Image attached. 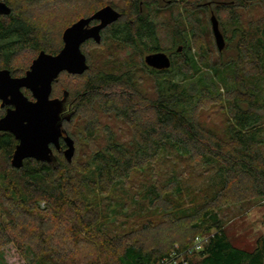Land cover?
Returning a JSON list of instances; mask_svg holds the SVG:
<instances>
[{"label": "trees", "instance_id": "16d2710c", "mask_svg": "<svg viewBox=\"0 0 264 264\" xmlns=\"http://www.w3.org/2000/svg\"><path fill=\"white\" fill-rule=\"evenodd\" d=\"M2 1L11 10L0 15V67L31 52L25 69L41 50L58 53L63 30L80 17L117 8L112 1L60 0L91 7L59 17L62 24L55 19L60 9L43 23L34 7L59 0ZM139 1L101 29L99 42L81 44L88 64L82 74L62 71L52 81L50 95L61 99L66 92L71 101L61 124L73 140L71 159L54 149L51 161L30 157L16 168L12 146L0 152V248L12 242L29 255L27 264H159L172 256L174 264H264V231L251 250L236 247L220 214L264 199V0H183L176 12L182 0ZM248 7L260 13L245 22L241 11ZM212 13L226 41L221 50ZM158 15H168L181 46L163 69L144 62L145 54L167 50L159 45ZM92 46L104 47L111 61L95 65ZM124 48L129 52L116 65L114 51ZM62 78L77 84L54 89ZM207 105L219 110L220 128L202 113ZM80 143L90 151L81 152ZM168 150L201 165L204 183L186 180L173 163L162 171ZM131 190L128 200L121 198ZM117 215L125 221L119 224ZM197 236L207 239L189 249Z\"/></svg>", "mask_w": 264, "mask_h": 264}, {"label": "water", "instance_id": "95a60500", "mask_svg": "<svg viewBox=\"0 0 264 264\" xmlns=\"http://www.w3.org/2000/svg\"><path fill=\"white\" fill-rule=\"evenodd\" d=\"M10 10L9 5L0 0V15L9 14ZM117 17L118 12L106 5L90 16L80 17L67 26L62 32L63 46L59 52L50 54L41 50L23 76L11 78L8 70H0V98L10 94L11 99L8 101L14 104V108L8 109L0 119V129L10 131L18 140L11 157L13 167H20L23 160L30 157L51 161L52 150L49 144L59 146V136L64 132L61 130L62 120L69 119L71 114H63L66 92L61 99L49 98L52 81L61 71L82 74L88 64L85 54L81 51V44L88 39L99 42L101 29ZM92 20L98 22L90 24ZM210 22L215 43L221 50L225 41L213 13ZM176 49L179 51L181 46ZM144 62L158 69L168 68L171 64L170 57L163 51L145 54ZM20 87L29 88L35 100H29L20 91ZM63 138L67 146L64 155L70 160L74 153L73 140L67 135Z\"/></svg>", "mask_w": 264, "mask_h": 264}, {"label": "rangeland", "instance_id": "374dc122", "mask_svg": "<svg viewBox=\"0 0 264 264\" xmlns=\"http://www.w3.org/2000/svg\"><path fill=\"white\" fill-rule=\"evenodd\" d=\"M103 1H112L114 5L117 7L118 4H123L124 1L122 0H103ZM189 2L191 1H196L198 3H201L202 0H188ZM167 4L166 1H161L158 6H163ZM180 6H183V0L181 3H178V6L176 4L173 5V8L175 9V12L177 11ZM212 6V3L210 4ZM91 6H89L88 3H80L78 1H49L44 4L38 5L34 7L33 11L36 15V17L39 18L40 22L43 23H48L49 19L45 18H50L52 14L58 12L60 9V16L55 15V19H57V22H60L61 24L63 23V20H59V17L65 18V16L68 15L69 18H74L81 13L87 11ZM210 10H213V8H210ZM66 11L68 12L66 14ZM260 9L257 8H246L243 11H241L242 18L245 22H247L249 19H252L256 16H259ZM66 14V15H65ZM68 18V19H69ZM67 20V19H66ZM158 24L159 23H164L163 27L158 25V36H159V45L167 49L166 52L174 51L179 44V42H174V37L171 33L170 30V21L168 15H158L154 19ZM57 26V29L60 28L59 23H54ZM49 25V24H47ZM48 27H51L49 25ZM226 42V41H225ZM225 45V44H224ZM169 49V50H168ZM90 51L92 55L95 57L94 64L99 66L103 61L105 62H110V59H106L107 53L104 47H94L92 46L90 48ZM129 48H124V49H117L114 51V56H113V62L116 63V65L120 64V62L125 60V56L128 54ZM110 53V52H109ZM31 52H21L19 53L15 59L12 61L10 64L11 68H14L15 71L21 72L23 69H25L26 62L28 58L31 56ZM224 54L227 56L229 55V50H225ZM23 68V69H22ZM77 84L76 80L73 79H60V82L58 84H55V88H60L62 86L69 87L71 89L74 88V86ZM148 83H142L143 88L146 89L148 88ZM149 91V90H148ZM60 107V105L58 104ZM57 107V106H55ZM70 104L68 101H65L63 104V114L65 113H70ZM204 116H207L209 124H211L214 127H221L222 126V120L220 118V112L219 110L214 106V105H207L203 109ZM101 122L103 124H110L114 131L119 134H127V131L123 126H119V123L116 121L114 122L113 120L108 119V117H103L101 116ZM125 136V135H123ZM97 141H101L98 139ZM102 142V141H101ZM80 150L81 152L85 151H90V146H85L84 150V145L80 143ZM262 151L264 154V146L262 147ZM167 157H169L166 162L167 165H164V169H169L171 166L170 163L175 164L177 167L178 171H181L182 174L184 175L183 177H186V180L189 179L192 183H195V181L202 182L204 183V178L207 177L206 173H203L201 165L196 163V161L187 159V158H176V154L173 152H169V150L166 152ZM1 155H0V162H1ZM216 177H211V179H215ZM206 180V179H205ZM132 194L131 191H127V195H122V199L128 200V197ZM115 196H121V193L118 192ZM107 201L104 200V206L106 207ZM43 203H41V206ZM125 211L122 209V212ZM220 214L225 215L226 217V233L233 243L234 246L246 249V250H251L254 245H255V239L264 231V199H260L256 202L251 203L249 206H245L244 210L242 212H239L237 209H235L233 206L228 207L227 209L220 211ZM117 220L118 223L120 224L125 221V218L122 216L117 215ZM201 237V236H200ZM207 236H202L201 239L202 241L199 242L204 243L205 239ZM196 242V241H195ZM193 242L191 246L195 244ZM79 253H82V256H85L83 254L86 253L88 254V251L82 249L79 251ZM91 255V254H89ZM93 255V254H92ZM29 255H24L16 248V246L10 242L8 244L3 245L0 248V264H3L4 262L6 264H27L28 262V257ZM87 260H92L91 257ZM84 263V262H83ZM169 264H174V263H169Z\"/></svg>", "mask_w": 264, "mask_h": 264}, {"label": "flooded vegetation", "instance_id": "af4514ba", "mask_svg": "<svg viewBox=\"0 0 264 264\" xmlns=\"http://www.w3.org/2000/svg\"><path fill=\"white\" fill-rule=\"evenodd\" d=\"M124 1L123 4H118L117 8H115V10L118 12V16H121V14L123 12H125L126 10H128V7H126L127 4H129V6L133 3L134 0H122ZM143 1H146V0H140L139 1V4L140 6L142 5ZM161 1H166V3H168L170 0H155V4L158 6L159 3ZM98 21H95V22H91L90 24H95L97 23ZM158 51H163L165 52L169 57L170 59L172 58L173 56V53L172 52H166L164 50H158ZM8 70L9 72V76L11 78H17V77H21L25 74L26 70L27 69H23L21 72H17L15 71V69H12V68H9V67H0V70ZM62 72V71H61ZM60 72V73H61ZM20 91L31 101H34L35 98L33 97L32 95V92L30 91L29 88L27 87H20L19 88ZM51 94V93H50ZM54 96L52 95H49V98L52 99ZM11 99V95L8 94L6 95L3 99L0 98V119L6 114L7 110L8 109H13L14 108V104L13 103H10L8 100ZM68 103L70 104L71 101H68ZM65 134L64 132H62V134L59 136V139H58V143H59V146L56 147L54 144L50 143L49 144V147L51 148L52 150V153H53V150L56 149L58 151H61L63 152L64 149L66 148V143L64 141V137ZM18 143V140L16 139V137L14 136L13 133H11L10 131L8 130H2L0 129V152H7L8 148L10 146H12L10 149H12V152H11V157H12V154H13V151L15 149V146L16 144ZM11 157H10V161H11Z\"/></svg>", "mask_w": 264, "mask_h": 264}, {"label": "built area", "instance_id": "2783aa9c", "mask_svg": "<svg viewBox=\"0 0 264 264\" xmlns=\"http://www.w3.org/2000/svg\"><path fill=\"white\" fill-rule=\"evenodd\" d=\"M206 240V239H205ZM196 241V242H195ZM202 241V239H201V237L200 236H197L196 238H195V240H194V242H195V244L193 245V246H190V248L189 249H199L200 247H201V244L199 243V242H201ZM175 257V256H174ZM173 256L172 257H170L169 259L168 258H163L160 262H159V264H169V263H173L174 262V260H175V258H174Z\"/></svg>", "mask_w": 264, "mask_h": 264}, {"label": "bare ground", "instance_id": "6f19581e", "mask_svg": "<svg viewBox=\"0 0 264 264\" xmlns=\"http://www.w3.org/2000/svg\"><path fill=\"white\" fill-rule=\"evenodd\" d=\"M201 237H202V236H201ZM206 239H207V238H206ZM204 242H205V241H204ZM202 244H203V243H201V247H202ZM201 247H200V248H201ZM200 248H199V249H200ZM199 249H196V250H199Z\"/></svg>", "mask_w": 264, "mask_h": 264}]
</instances>
